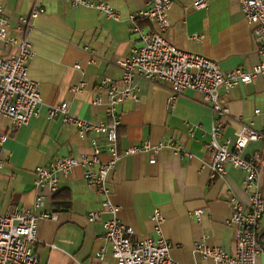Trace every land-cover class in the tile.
Segmentation results:
<instances>
[{"label":"crops","instance_id":"1","mask_svg":"<svg viewBox=\"0 0 264 264\" xmlns=\"http://www.w3.org/2000/svg\"><path fill=\"white\" fill-rule=\"evenodd\" d=\"M90 1L107 3L120 20L109 19L93 8L70 7L65 0H0L8 34L15 38L19 36L14 29L17 18L37 6L43 10L28 31L32 46L28 75L41 94L39 114L15 132L0 118V132L8 134L0 155V214L31 210L41 197L44 205L35 213L55 215V219L38 221L33 245L37 264H113L109 250L103 260L97 258L104 245L103 221L109 215L102 213L101 221L88 222L90 212L101 211L102 197L86 185L82 168L62 180L56 193L34 187L37 167L61 157L92 154L89 142L81 141L72 125H63L60 118L47 119L48 109L67 103L70 114L80 119L92 123L105 120L103 79L120 85L117 63L129 56L137 41L130 16L145 8L149 0ZM195 1L174 0L167 12L170 27L163 34L166 42L215 61L222 71L250 70L262 61L238 0H207L204 9H195ZM137 24L145 32L152 28L147 22ZM16 52L15 46L6 49L0 41V57ZM134 84L137 100L127 99L118 107L119 150L145 140L154 146L170 142L181 145L190 157L169 145L154 154L122 157L108 178L111 200L119 208L117 216L137 237L154 238L151 218L158 210L164 219L162 236L172 246L171 258L181 264H212L193 252V244L199 241L210 248L234 251L235 229L227 226L225 219L230 214V199L248 205L245 174L227 165L222 178L210 179L212 155L205 145L213 117L202 94L185 91L168 103L165 84L139 77ZM219 94L228 109V118L222 120L224 138L233 141L241 125L252 124L264 133V77L228 92L221 88ZM97 97L102 102L93 104ZM99 143L103 144V139L99 138ZM242 155L260 157L264 188V138L248 143ZM100 158L105 161L107 156ZM56 195L69 203L66 210L56 208ZM197 211H202L199 217ZM260 236L264 238V218ZM257 264H264V247Z\"/></svg>","mask_w":264,"mask_h":264},{"label":"built area","instance_id":"2","mask_svg":"<svg viewBox=\"0 0 264 264\" xmlns=\"http://www.w3.org/2000/svg\"><path fill=\"white\" fill-rule=\"evenodd\" d=\"M238 1L244 19L252 30L256 51L262 55V61L250 70L238 68L222 71L215 61L181 51L166 42L163 34L170 27L167 12L174 0H149L145 8L130 16L132 32L137 36V41L129 56L117 63L121 72L120 85L109 78L103 79L107 104L105 120L92 123L80 119L70 114L67 103L49 107L47 119L60 118L63 125H72L76 129L77 137L81 141L89 142L92 154H81L77 158L61 157L47 166L37 167L34 187L56 193L60 182L74 169H83L86 185L102 197L101 211L90 212L87 215L88 222L101 221L102 213L109 215L103 221L104 245L97 253L99 260H103L109 250L113 264H181L170 256L172 246L162 236L164 219L158 210L153 212L151 218L156 237L139 238L131 227L119 220V208L111 200L108 178L122 157L142 152L154 154L163 145L174 146L178 152L190 157L189 153L182 150L181 145L170 142L154 146L145 140L139 145L119 150L118 107L127 99L137 100L134 79L139 77L152 83L165 84L169 91L168 103L174 102L185 91L202 94L213 117L210 140L205 145L206 151L212 155L210 179L222 178L227 165L245 174L243 183L248 205L244 207L237 199H230V214L225 219V224L235 229L234 251L230 253L220 247L210 248L196 241L193 252L212 264H257L264 247V238L260 236L264 218L262 162L258 155L244 157L242 154L248 143L263 139L264 133L256 131L249 124L240 126L233 141L230 137L224 138L222 120L228 118V109L219 90L223 88L228 92L264 77V0ZM65 2L70 7L93 8L109 19L120 20L118 13L105 2ZM193 6L195 9H204L207 7V0H196ZM42 11V7L37 6L27 16L18 17L14 29L19 36L15 38L8 34V19L0 5V41L6 49L13 46L17 48L16 54L0 57V118L8 121L10 132L17 131L39 114L41 94L38 84L28 75L27 63L32 56L28 31ZM138 21L149 23L151 30L143 31L138 26ZM193 38L200 40L197 35ZM101 102L102 98L97 97L93 104ZM254 113L258 114L259 110ZM7 138V133L0 132V155ZM99 138L103 139V144L99 143ZM103 154L107 156L105 161L100 158ZM1 165L0 159V168ZM43 205L44 201L38 197L31 210L14 209L8 214H0V264H37L33 245L36 242L38 221L55 219V215L47 211L35 213ZM201 212H196L197 217Z\"/></svg>","mask_w":264,"mask_h":264},{"label":"trees","instance_id":"3","mask_svg":"<svg viewBox=\"0 0 264 264\" xmlns=\"http://www.w3.org/2000/svg\"><path fill=\"white\" fill-rule=\"evenodd\" d=\"M56 202V203H55ZM54 205L57 209L66 210L69 206V203L64 200V197H61L60 195H56L54 198Z\"/></svg>","mask_w":264,"mask_h":264}]
</instances>
